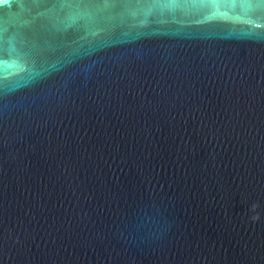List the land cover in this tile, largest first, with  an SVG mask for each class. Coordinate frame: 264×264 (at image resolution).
Returning a JSON list of instances; mask_svg holds the SVG:
<instances>
[{
    "label": "water",
    "instance_id": "obj_1",
    "mask_svg": "<svg viewBox=\"0 0 264 264\" xmlns=\"http://www.w3.org/2000/svg\"><path fill=\"white\" fill-rule=\"evenodd\" d=\"M0 264H264V0H0Z\"/></svg>",
    "mask_w": 264,
    "mask_h": 264
}]
</instances>
